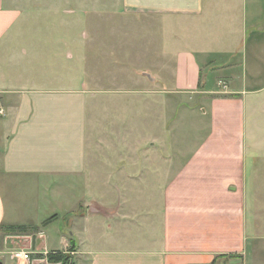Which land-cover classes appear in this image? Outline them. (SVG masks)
Masks as SVG:
<instances>
[{
    "label": "crops",
    "instance_id": "1",
    "mask_svg": "<svg viewBox=\"0 0 264 264\" xmlns=\"http://www.w3.org/2000/svg\"><path fill=\"white\" fill-rule=\"evenodd\" d=\"M117 1L100 3L93 34L82 0L30 12L0 0L1 264H59L47 254L67 250L73 264H264V0ZM144 16L174 18L185 35L164 44L167 30L136 29ZM140 30L139 63L128 37H106ZM96 92L143 94L153 124L131 120L92 159ZM167 92L207 119L188 126L199 138L184 158L166 152ZM62 210L66 231L53 224Z\"/></svg>",
    "mask_w": 264,
    "mask_h": 264
},
{
    "label": "rangeland",
    "instance_id": "2",
    "mask_svg": "<svg viewBox=\"0 0 264 264\" xmlns=\"http://www.w3.org/2000/svg\"><path fill=\"white\" fill-rule=\"evenodd\" d=\"M112 1L118 2L117 0H82V31L87 28L89 29L91 33L94 34V27H95V21L96 19V13L98 10H100V3L104 2L107 3L106 6H102V10L110 7V4ZM51 0H7V4L12 7H17L25 11H37L39 9H46L49 7ZM87 18H86V16ZM213 18H216L215 20V26L221 27L223 21L225 20V17L218 16L216 14L215 16H210ZM210 19V18H209ZM106 20H108L106 18ZM134 20V19H133ZM135 22L139 23L137 24L138 27L136 29L141 28L142 26L148 27V24L151 25L149 28H152L154 32H159L161 28L163 30H167L168 36L167 39L164 41L162 38V43H168L170 40L178 39L176 36L182 33H178L177 29L181 28V24L174 18H154L150 16H144V17H135ZM85 22V23H84ZM31 25V24H28ZM146 25V26H145ZM116 26L124 27L123 25L117 24ZM209 26L212 27L213 22L210 19ZM178 33V34H177ZM117 37V41L122 39L125 40L126 37L129 38V44L136 46L137 49H139L140 54L136 55L135 60L137 63L142 58V45L145 41L148 40V36L143 31H136L134 34L124 35V34H117V35H111L106 37H111L109 42L113 41V38ZM165 36V35H163ZM90 37V36H87ZM93 37V35H91ZM122 37V38H121ZM165 37V38H166ZM181 37V36H180ZM179 37V38H180ZM84 37L82 36V40ZM127 41V40H126ZM125 43V41L123 42ZM124 45V44H123ZM169 46V44H168ZM118 47V46H117ZM135 49V48H134ZM93 55V51L91 52ZM134 53H137V50H134ZM127 62V61H126ZM144 65V64H143ZM122 68L121 66L114 69ZM135 68V66H134ZM143 66H141L139 69H142ZM122 73L118 72V79L120 80ZM118 80V81H119ZM117 87H128L127 84L121 85L122 82L116 83ZM140 87V86H138ZM107 95V94H104ZM163 97L166 99V108L164 112L165 116V122H166V140H167V148L166 152L167 154H172V157H179L184 158L189 155L191 151V147L189 146H182L186 143L189 144L192 140H197L199 138V133L194 132L189 129V125L199 123L203 124L207 122L206 116H203L201 114V111L199 110L198 106H195L194 99H189L187 96H179L174 94H169L167 92L166 94H162ZM101 94L96 92V94L90 95V98L88 99L87 104V148H88V157L94 158L99 152L98 148L101 144L102 139H109L112 137V131L115 130H122V128L128 123L133 120L136 123L137 127H141L139 130H142L144 128V123H150L153 124L152 121H150L148 118H146L145 115H143L142 111H139L142 107L143 103L147 102V99L144 97V95H140L138 93L133 95L127 94H120V97H106V98H100ZM146 105V104H144ZM193 106V109L191 108ZM163 114V113H162ZM126 127V126H125ZM111 129V130H110ZM113 129V130H112ZM102 133L106 135V137H103ZM89 162V159H88ZM90 165L91 164L90 162ZM259 206H256V208ZM46 210V208H44ZM249 213V212H248ZM259 213V212H258ZM67 212L62 210L61 215L56 219V221L53 223L55 226L60 228L62 231H66V222H67ZM50 215V214H49ZM49 218V217H48ZM259 218V219H258ZM258 219V226L259 232L262 234L264 233V215L257 214ZM51 230V229H50ZM255 230L253 229L254 232ZM68 232H66V235ZM264 248V243L256 244V250L260 248ZM255 249V248H254ZM8 250V249H6ZM23 249H12V254L16 256L17 258H21L24 261H29V259L33 256V254L30 251H22ZM264 250V249H262ZM24 252H29V258L26 259L23 257ZM7 255L6 254H0V262L1 258L5 260ZM254 258V256H252ZM255 259V258H254ZM236 264H241L238 259L233 260ZM232 262V261H231ZM14 264V263H13ZM249 264H252L251 262Z\"/></svg>",
    "mask_w": 264,
    "mask_h": 264
},
{
    "label": "trees",
    "instance_id": "3",
    "mask_svg": "<svg viewBox=\"0 0 264 264\" xmlns=\"http://www.w3.org/2000/svg\"><path fill=\"white\" fill-rule=\"evenodd\" d=\"M1 228L5 232L15 233L16 231H24L23 229L25 228V226H22V225H2ZM70 248H73V245ZM47 255H48L49 261H61V260L65 261L68 257L66 254H64L62 252H49ZM224 256L230 258V257H233L235 255L234 254H225Z\"/></svg>",
    "mask_w": 264,
    "mask_h": 264
},
{
    "label": "built area",
    "instance_id": "4",
    "mask_svg": "<svg viewBox=\"0 0 264 264\" xmlns=\"http://www.w3.org/2000/svg\"><path fill=\"white\" fill-rule=\"evenodd\" d=\"M0 112H1V110H0ZM65 254L67 256L68 255L70 256L72 254V251L71 250H67L65 252ZM23 257L26 258V259H28L29 258V252H24L23 253ZM59 264H73V263H72L71 259L69 257H67V259L65 261H61ZM234 264H236V263H234Z\"/></svg>",
    "mask_w": 264,
    "mask_h": 264
},
{
    "label": "water",
    "instance_id": "5",
    "mask_svg": "<svg viewBox=\"0 0 264 264\" xmlns=\"http://www.w3.org/2000/svg\"><path fill=\"white\" fill-rule=\"evenodd\" d=\"M146 75H148V74H146ZM0 264H1V262H0Z\"/></svg>",
    "mask_w": 264,
    "mask_h": 264
}]
</instances>
